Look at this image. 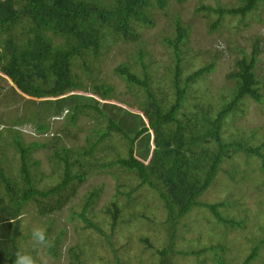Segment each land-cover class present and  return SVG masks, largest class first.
<instances>
[{
    "label": "trees",
    "instance_id": "obj_1",
    "mask_svg": "<svg viewBox=\"0 0 264 264\" xmlns=\"http://www.w3.org/2000/svg\"><path fill=\"white\" fill-rule=\"evenodd\" d=\"M176 1L181 3L184 0ZM237 1V6L204 4L196 10L213 14L209 24L210 31H213L219 29L227 17L239 18L236 24L239 27L240 22L258 9L264 0ZM167 4L168 0H0V78L8 79L13 84L12 91L21 98L44 101L84 93L90 98L98 96L105 101L116 100L113 85L102 79H93L92 76L99 66L95 63L100 62L110 47L120 41L135 42L137 49L134 57H137L132 63L120 62L113 71L141 93L136 107L117 99L130 107L131 111H126L136 120L131 122L136 125L133 135L128 124L125 126V120L117 121L107 114L97 100L96 103L93 100L91 103H78L72 112L67 111L66 124L75 126L79 114H89L101 126H94L93 135L88 134L81 147L66 146L57 134L53 135L51 159L60 170L57 173L58 181L46 188L37 186L39 171L36 165L39 161L32 159V152L42 147L49 148V143L31 141L26 144L20 141L21 134L14 128V120L8 121L12 125L10 129L14 131L11 135L20 164L15 176L8 175L0 166V264H15L17 253H27L23 252L20 245V239L26 236L20 224L22 209L26 204L30 201L36 203L40 217L60 211L87 178L89 162L86 157L90 158L99 144L114 135L123 139L125 150L116 151L111 161L92 164L99 169L119 166L133 173L139 180V186L146 185L157 194L167 214V218L162 221L165 223L166 243L154 249L158 264H176L178 256H204L197 264H225L229 247L224 236L212 237L210 243L201 248L178 249L175 242L176 238L181 237L177 233L178 227L186 226L184 219L195 210L211 214L213 224L225 231L247 229L254 225L255 221L247 220L245 209L241 210L242 215L229 213L238 206L237 201H233L232 193L226 197L221 195V200L215 202L203 200L202 196L214 183H219L217 175L224 172L221 169L222 162L233 155L243 156L246 166L250 159L256 158L259 164L257 171L264 174V139L252 145L234 138L225 137L224 140L222 135L226 116L242 110L245 99L263 101L264 83L256 74L259 46L254 43L249 54L235 59V68L226 74L231 86L228 94L222 96V102L217 104L218 107L200 102L193 105L192 111H185V104L195 83L216 70L215 58L184 75L191 60L187 56L190 25L179 16L175 17L172 33L162 39V43L171 51L173 68L169 71L168 83L172 98L167 100L165 96L157 95L147 72L145 61L150 59H147L148 51L142 43L140 29L153 26L156 10H163ZM256 21L262 20L257 18ZM76 64L85 70L90 80L85 86L73 70ZM135 67L141 71L134 72ZM90 110L96 113H90ZM120 110L125 109L122 107ZM1 114L0 123L5 125ZM141 119L145 122L143 126L139 125ZM34 129L45 134L50 125L35 122ZM148 132L151 133L152 148L146 158L138 157L135 154V142ZM237 169H232L235 175L227 170L228 179L235 180L234 177L240 175ZM246 177L243 174L241 180ZM101 190L99 187L91 190L85 198L83 210L78 213L85 227H93L99 232L100 228L87 217L86 211L94 208ZM106 211L111 217V228H114L122 209L117 203H112ZM141 215L151 221L146 214ZM52 222L53 219H50L46 230V251L52 257H57L61 254L58 246L64 229L51 238ZM249 231L250 234L256 232L254 229ZM257 233L258 236L250 240L249 250L241 259V264H264V233ZM143 241L153 248L148 237L143 238ZM108 244L118 260L119 250L113 247L111 240H108ZM66 252L69 264H86L83 258L87 254L86 250L79 244L68 247Z\"/></svg>",
    "mask_w": 264,
    "mask_h": 264
},
{
    "label": "rangeland",
    "instance_id": "obj_2",
    "mask_svg": "<svg viewBox=\"0 0 264 264\" xmlns=\"http://www.w3.org/2000/svg\"><path fill=\"white\" fill-rule=\"evenodd\" d=\"M204 4L237 6L239 1L184 0L179 3L176 0H168V4L163 10H156L154 25L140 29L142 43L148 51L147 59H150L145 62L147 72L151 77V84L153 82V88L157 95L165 96L167 100L172 98L168 77L173 66L171 51L162 43V39L172 33V23L175 17L179 16L184 23L190 25L187 56H190L191 60L184 75L198 68L204 62L215 58L216 70L208 74L205 79L195 83L191 90V96L185 104V111H192L193 105L200 102L212 103L213 106L218 107L217 104L222 102V96L228 94V88L231 86V81L227 79L226 74L235 68L236 58L251 52L254 43H257L260 49L256 74L259 80L264 83V1L258 9L247 15L245 20L241 21L242 23L240 22L239 27L236 25L239 18L227 17L223 20V25L213 31H210L209 28L213 14L196 10L197 7ZM257 18L262 21H256ZM136 49L135 42H117L110 47L107 54L101 57L100 62L95 63L99 66L92 78L102 79L113 85L116 96L114 101H105L98 96L86 97L84 93L69 94L59 99L33 101L29 97L21 98L20 95L15 94L11 88L13 84L4 77L0 78V113H2L1 116L5 122V125L0 123V166L4 171L8 175L15 176L20 164L19 153L13 144L14 138L11 135L14 131L10 129L12 125L8 122L10 119L14 120V128L18 129L21 134L20 138L19 135H16L20 141L26 144L31 141L49 143V148L42 147L32 152V159L39 161L36 165L39 171L36 178L39 188H46L58 181L57 173L60 168L56 167L51 159V142L54 141L52 138L57 134L58 139L66 146L81 147L85 143L86 136L93 135L94 126H101L96 118L89 114H79L75 126L66 124V112H72L76 104L91 103L92 100L93 103L98 101L101 109L105 110L107 114L117 121L125 120V126L128 124L133 135L136 125L131 122L136 120L128 112L131 111L130 107L117 99L130 102L136 107L141 93L134 85L130 86L115 74L113 69L120 62L132 63L134 59L136 60L137 56L134 57ZM214 54L216 56H213ZM73 70L79 75L84 86L89 83L90 80L85 70L78 64L74 66ZM133 70L136 73L141 71L139 67H135ZM122 107L125 110H120ZM24 111L28 113H23ZM134 111L137 112L136 109ZM90 113L96 112L90 110ZM234 114L236 113H229L224 120L223 139L226 140L225 137H228L231 140L239 139L252 145L259 144L264 139V91L262 102H255L251 98L245 99L242 110L232 117ZM22 119L23 121H21ZM35 122L48 123L49 131L45 134L34 131ZM139 125L143 126L145 122L141 119ZM144 135L135 142V154L142 158H146L152 148L151 133L148 132ZM114 148L116 149L114 150ZM124 150L123 139L117 135L99 144L97 150L89 156L90 158L86 157L89 162V172L85 182L80 185L76 194L60 211L40 217L38 205L33 201L28 202L22 209L20 224L22 233L26 236L20 239V245L23 252H27L26 254L35 259L36 264H69L66 251L74 244H79L86 250L87 254L83 256L86 264H118V262L120 264H158V255L154 249L162 247L166 243L165 223L163 224L162 221L167 218V214L157 194L146 185L139 186L138 178L119 166L99 169L92 164L96 165L98 161L100 165L103 162L111 161L116 151ZM230 158L222 162L221 169L224 172L217 175L219 183H214L202 196V199L215 202L221 200V195L226 197L232 193L233 201H237L238 206L231 209L229 213L238 216L242 215L241 210L245 209L244 214L248 216L247 220L255 221L254 225L248 226L247 229L238 228L225 231L221 226L213 224L214 218L211 214L203 210H195L184 219L186 226L178 227L177 233H180L181 237L176 238L175 242L178 249L201 248L209 244L212 237L224 236L229 247L225 256V264H241V259L249 250L247 248L251 244L250 240L258 236L257 232L264 233V174L257 171L259 164H257L256 158L250 159L251 163L249 161L248 166L245 165V160L241 155H233ZM236 167H238L240 175H236L235 180L228 179L227 170L235 175L232 169ZM243 170L246 172L244 173ZM243 174H246L247 177L241 180ZM95 187L102 190L96 199L94 208L86 211V215L100 228L101 232L93 227H85L84 221L78 215L83 210L86 196ZM112 203H117L122 209L114 228H111V217L106 211ZM142 213L146 214L151 221L142 217ZM50 219H53L52 230L49 234L51 238L64 229L58 246L61 254L57 257H52L47 253L46 246L39 245L32 238L34 229H42L46 232ZM186 228L189 230L185 231ZM251 229L256 232L250 234L249 230ZM145 237H148L153 243V248L147 246L143 241ZM108 240H111L114 244L113 247L119 250L118 260L111 252L112 248L108 244ZM262 255L264 258V252ZM203 257L183 258L178 256L175 261L176 264H197Z\"/></svg>",
    "mask_w": 264,
    "mask_h": 264
},
{
    "label": "clouds",
    "instance_id": "obj_3",
    "mask_svg": "<svg viewBox=\"0 0 264 264\" xmlns=\"http://www.w3.org/2000/svg\"><path fill=\"white\" fill-rule=\"evenodd\" d=\"M256 102V101H255ZM32 238L39 245L47 246L46 232L42 229H34L32 232ZM15 264H36L35 259L29 254H16Z\"/></svg>",
    "mask_w": 264,
    "mask_h": 264
}]
</instances>
